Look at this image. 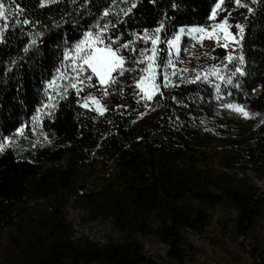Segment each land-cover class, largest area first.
Segmentation results:
<instances>
[{
    "label": "trees",
    "instance_id": "trees-1",
    "mask_svg": "<svg viewBox=\"0 0 264 264\" xmlns=\"http://www.w3.org/2000/svg\"><path fill=\"white\" fill-rule=\"evenodd\" d=\"M171 2L178 7L170 0H0V137L11 141L0 139V264H160L146 256L143 238L157 239L171 262H181L190 250L186 231L200 234L217 205L234 211L237 236L264 228V188L252 177L264 180V0H241L252 13L224 5L230 23L245 27L239 51L247 75L241 88L224 84L219 99L214 86L182 84L145 108L131 78L121 79L123 93L109 89L102 116L77 104L75 89L63 96L76 80L55 70L86 24L111 22L108 35L126 41L143 29L151 35L162 20L169 30L214 23V0ZM63 64L71 77V59ZM229 103L248 105L251 115L227 117ZM70 208L111 224L120 238L101 244L75 237ZM248 264H264V249H254Z\"/></svg>",
    "mask_w": 264,
    "mask_h": 264
},
{
    "label": "snow or ice",
    "instance_id": "snow-or-ice-1",
    "mask_svg": "<svg viewBox=\"0 0 264 264\" xmlns=\"http://www.w3.org/2000/svg\"><path fill=\"white\" fill-rule=\"evenodd\" d=\"M51 2V0H50ZM150 2L155 3V0H150ZM43 4V0H41ZM89 0H81V6L87 5ZM115 0H113V4ZM226 3H233L237 8H243L249 13L253 12V8L249 7L247 4H242L241 0H214V6L211 8V14L208 17L209 21H213L211 27L207 26H181L178 29L173 25L172 29L169 30L164 20L160 21L154 28L151 29V35L149 34V29H143V36L137 34V32L132 33V37L126 41L121 40V35H108L115 29V24L103 23V24H92L84 25L85 31L82 33V37L79 38L74 45L65 47L63 51V61H68L71 59V77L64 75L62 68L64 67L63 61H61V67L56 68V73L61 79H75V83H70L68 88L63 90V96L66 98L69 89H75V94L80 95L82 91L86 89H92L97 92L100 96L107 97L111 93L110 88H116L118 93L124 92V87L121 85V79L131 78L135 85L133 90V97L137 99V102L143 101V106L145 108L149 107V102H152L154 98L163 97L165 95L163 89H168L175 87L173 83V77L180 76L182 82L188 84H195L203 78L205 81L209 80V76L215 77L218 81H223L233 88H241L242 85L239 83V79L247 75L245 65V56L243 54L236 55L237 48L241 47V42L244 38L245 27L241 23H230V17L232 12L224 7ZM137 7L136 3L131 4L126 11H123L125 17L132 13L133 9ZM170 7L176 8L178 4L171 2ZM4 5L0 3V18L5 16ZM224 13L223 16H220ZM103 16L105 19L109 16V8L105 7L103 11ZM220 16L219 19L217 17ZM167 20V17H165ZM73 23L77 29L80 28L79 21L73 18ZM23 24H30L29 19H23ZM37 36L42 35V33H36ZM187 35L199 39L201 42L215 41L224 49H227L225 55V60L227 64L225 69L232 67V71L228 75H223L220 67L213 65V67L203 74H197L194 79H185L180 73L175 71L176 61L172 59L173 52L179 54L181 48L179 47L181 36ZM171 36V38H168ZM142 41L144 46H139L137 42ZM151 44V48L147 47V44ZM222 42V43H221ZM36 40H30V45H35ZM158 45H166V48H158ZM27 50V46H25ZM149 52L151 54H149ZM14 63V62H13ZM146 64L147 67L143 65ZM172 69L169 72V69ZM157 69H161L160 81L157 80ZM188 69H182L181 72H187ZM146 74V75H145ZM138 77V78H137ZM233 77H236V82H234ZM93 78L98 81L99 87L93 83ZM53 80L47 82L48 87L52 86ZM79 85V86H78ZM217 89V98L219 99L220 84L215 85ZM51 100V96L48 97ZM85 100H91L97 105L95 111L101 116L108 110L107 108L100 106V101L95 95L91 93L84 97ZM172 99H176L172 97ZM77 104H81L79 99L76 100ZM84 108H89L88 103H83L81 105ZM226 108H234L237 112L241 113L244 117L248 118L251 115V110L248 105L242 104H226L223 105ZM42 107L50 108L53 105L44 104ZM121 107L120 105L117 106ZM39 113L40 109H36ZM49 116L51 112L47 113ZM140 116L144 113L140 112ZM37 117H33L35 120ZM264 125V121H261ZM21 125L15 129L17 134H20L22 128ZM6 143L11 141L7 136L0 137ZM48 138L45 137V140ZM35 147V145H33ZM5 150V145L0 143V152Z\"/></svg>",
    "mask_w": 264,
    "mask_h": 264
},
{
    "label": "rangeland",
    "instance_id": "rangeland-1",
    "mask_svg": "<svg viewBox=\"0 0 264 264\" xmlns=\"http://www.w3.org/2000/svg\"><path fill=\"white\" fill-rule=\"evenodd\" d=\"M179 47L181 48L179 54L175 53V49L172 50V59L177 62L175 71L180 73L185 79H194L197 74L203 77V74L209 71L213 65L219 66L223 75H228L233 70L232 67L225 69V65L227 64L225 55L228 50L221 47L215 41L205 40L201 42L199 39L182 35ZM149 54L151 53L149 52ZM235 54H241L239 48H237ZM144 67H147V65L145 64ZM182 69H188V71L181 72ZM171 71L172 69L170 68L169 72ZM234 78L235 77H233V79ZM202 82L211 87H215V85L219 83V93L223 92V85L226 84L223 81L216 80L213 76H209L208 81L201 78L197 83ZM93 83L99 87L98 81H96L95 78H93ZM173 83L177 87L182 84L188 85V83L181 81L180 76L173 77ZM215 90H217L216 87ZM90 93L91 95H95L100 101L101 107L107 108L103 100L104 96H100L92 89H86L80 93L79 100L81 104L88 103L90 109H95L97 107L91 100L84 99V97H87ZM257 93L258 90L255 89L251 94L256 95ZM224 112H226L227 117L230 118H244V116L234 108L229 109L225 107ZM252 177L258 186L264 188V180L259 181L255 179L254 176ZM211 218L212 221L200 234L186 231L187 244L190 250L184 261L171 262L168 258V249L154 238L142 239L146 250V256L155 263L160 264H248L252 260L254 249H264L263 226L247 231L248 233L245 236H237L233 233V223L236 218L234 211L221 205H217L211 212ZM68 219L73 223L75 237L80 238V236H87L92 241L101 244L120 238L118 232L111 224L97 221L92 222L81 210L70 208L68 211Z\"/></svg>",
    "mask_w": 264,
    "mask_h": 264
}]
</instances>
